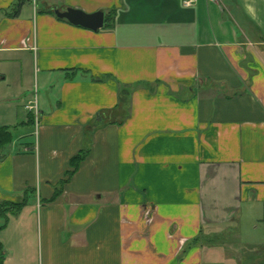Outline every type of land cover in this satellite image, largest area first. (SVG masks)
<instances>
[{"label": "crops", "instance_id": "0c3cea01", "mask_svg": "<svg viewBox=\"0 0 264 264\" xmlns=\"http://www.w3.org/2000/svg\"><path fill=\"white\" fill-rule=\"evenodd\" d=\"M184 1L0 0L4 264H264V0Z\"/></svg>", "mask_w": 264, "mask_h": 264}, {"label": "trees", "instance_id": "16d2710c", "mask_svg": "<svg viewBox=\"0 0 264 264\" xmlns=\"http://www.w3.org/2000/svg\"><path fill=\"white\" fill-rule=\"evenodd\" d=\"M17 1H18L17 7H16V10L14 13V15L16 17L18 16L19 11L21 10L24 3L28 0H17ZM114 17H115L114 11H111L106 16V19H105V28L106 29H110L113 27ZM80 72H82V71L81 70H71V71H68L66 73L69 77L72 78L73 76H75L76 74H78ZM92 79L95 82L101 81V80H98L95 78H92ZM29 124H31L32 125L31 127L34 128L35 115L30 117ZM12 142H13V135H12L11 129L9 127L0 128V150L6 148L8 145L12 144ZM87 157H88V152L83 151V152H80L78 155H76L75 157L72 158V160L70 162L71 170L66 173V179H64L60 183V185L58 186V188L56 190V197L58 195L62 194L64 186L69 182L71 177L74 176V174L78 171L81 163ZM32 194H33V191L27 190L25 192V201L22 204H13V203L6 202V201L0 202V219L3 221V223L0 225V233L8 226L9 216L10 215H18L23 210V208L27 205L28 200ZM5 258H6L5 248H4V245L2 244V242L0 241V264H4Z\"/></svg>", "mask_w": 264, "mask_h": 264}, {"label": "water", "instance_id": "95a60500", "mask_svg": "<svg viewBox=\"0 0 264 264\" xmlns=\"http://www.w3.org/2000/svg\"><path fill=\"white\" fill-rule=\"evenodd\" d=\"M55 15L59 19L68 20L74 26H79L95 32L103 29L105 26V13L102 11L94 14H87L81 10L68 8L64 12L55 10Z\"/></svg>", "mask_w": 264, "mask_h": 264}, {"label": "built area", "instance_id": "2783aa9c", "mask_svg": "<svg viewBox=\"0 0 264 264\" xmlns=\"http://www.w3.org/2000/svg\"><path fill=\"white\" fill-rule=\"evenodd\" d=\"M208 1L215 3V2H217L218 0H208ZM195 3H196V0H185V1L183 2L184 6H185L186 8H189V7L194 6ZM30 109H31L32 111H34V112L36 113V115H38L39 111H38V109H37V106H33V107H31Z\"/></svg>", "mask_w": 264, "mask_h": 264}, {"label": "rangeland", "instance_id": "374dc122", "mask_svg": "<svg viewBox=\"0 0 264 264\" xmlns=\"http://www.w3.org/2000/svg\"><path fill=\"white\" fill-rule=\"evenodd\" d=\"M35 87V85H34ZM33 99H34V102H36V100L38 99V92H37V89L36 88H33Z\"/></svg>", "mask_w": 264, "mask_h": 264}]
</instances>
